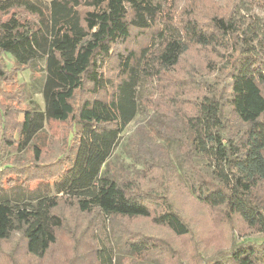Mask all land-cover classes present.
<instances>
[{"label": "trees", "instance_id": "obj_1", "mask_svg": "<svg viewBox=\"0 0 264 264\" xmlns=\"http://www.w3.org/2000/svg\"><path fill=\"white\" fill-rule=\"evenodd\" d=\"M0 54L46 62L44 109L10 137L1 110L0 153L32 146L47 121L75 127L62 157L34 145L29 165L2 174L9 191L65 183L55 196L0 195V242L18 233L45 263L69 245L65 264H84L83 247L117 264L112 230L121 264H264V0H0ZM7 74L0 62V86ZM144 81L160 126L140 130L144 169L129 177L108 161ZM155 137L181 141L176 163Z\"/></svg>", "mask_w": 264, "mask_h": 264}, {"label": "rangeland", "instance_id": "obj_2", "mask_svg": "<svg viewBox=\"0 0 264 264\" xmlns=\"http://www.w3.org/2000/svg\"><path fill=\"white\" fill-rule=\"evenodd\" d=\"M50 2L51 0H43ZM163 3V0H156ZM225 2V0H219ZM179 8H185L184 2H178ZM131 47V46H130ZM191 63L195 64L199 61V56L194 52L191 55ZM0 62L5 64V70L8 71V76L1 82L0 95V141L7 134L18 132V121L22 120L25 111L30 110H43L45 107L42 89L46 77V62L38 61L33 63L30 67L21 68L17 67L13 57L9 54H0ZM106 75L110 78H115V66L110 64L104 68ZM153 89L145 81L140 84L137 89V103L138 114L136 118L130 123L126 130L122 133L115 150L113 151L109 163L111 167H122L127 172V176L142 172L144 167L143 163H139L135 156V143L141 129H145L152 137L156 135L155 131L159 128V121L157 113L151 110L145 103V99L151 98ZM2 111L9 113L8 124L2 134L3 118ZM75 127L68 123H60L56 121H47L44 130L34 140L32 146L24 150L17 148L11 149L4 146L3 151L0 153V184L5 179L3 173L7 174L11 171L13 166H26L34 159L33 146L38 147L44 156L53 155L58 150L59 157L64 155L68 149V141L72 137V132ZM5 133V134H4ZM155 144L159 145L161 149L172 159L175 163L176 153L181 145V141L176 138L175 140H163L161 138H154ZM0 144H2L0 142ZM2 147V146H1ZM202 165L205 162H201ZM108 166H106L107 168ZM8 179L4 180V188L8 189L6 192L0 190V195L10 196L12 192L20 193H36L37 195L55 196L59 189L64 185L65 180H57V185L53 183H35L31 184L27 190L23 188H16L14 191H9ZM3 185V184H2ZM110 242L115 250V261L118 264L122 263V259L126 254L122 253L119 239L114 231H110ZM89 247L82 248V256H85L84 264H93V260L88 253ZM55 257H51L50 262H41L32 259L25 253V245L21 240L20 234H14L8 241L0 242V264H65L66 258L74 256L73 248L65 245L57 247L53 251ZM131 258V257H130ZM133 264H152L144 259H132ZM81 264V260L77 263Z\"/></svg>", "mask_w": 264, "mask_h": 264}]
</instances>
